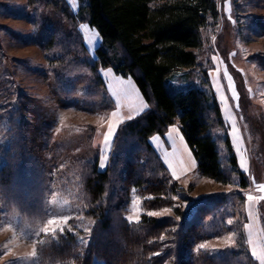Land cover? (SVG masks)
Returning <instances> with one entry per match:
<instances>
[{
	"label": "rangeland",
	"instance_id": "rangeland-1",
	"mask_svg": "<svg viewBox=\"0 0 264 264\" xmlns=\"http://www.w3.org/2000/svg\"><path fill=\"white\" fill-rule=\"evenodd\" d=\"M86 3L0 0V264H38L39 247L68 233L90 245L97 221L88 215L83 179L95 163L111 170L110 216L161 221L164 251L173 248L171 231L189 238L165 264L178 252L196 260L201 253L220 257L242 239L255 263L264 264V198L248 199L264 197V0H216L219 16L203 30L199 56L209 77L179 72L169 85L174 92L211 87L226 101V132L248 178L246 189L202 177L192 158L172 169V146H163L166 159L153 146L166 167L162 172L147 164L149 154L136 139L118 136L124 114L109 92L111 76L90 68L102 41L79 15ZM66 6L76 21L63 14ZM142 174L177 190L155 204L158 198L136 187ZM115 226L100 236L118 235ZM229 235L232 244L225 242ZM205 243L208 248L200 249Z\"/></svg>",
	"mask_w": 264,
	"mask_h": 264
},
{
	"label": "trees",
	"instance_id": "trees-1",
	"mask_svg": "<svg viewBox=\"0 0 264 264\" xmlns=\"http://www.w3.org/2000/svg\"><path fill=\"white\" fill-rule=\"evenodd\" d=\"M63 14L73 21L79 18L67 6ZM83 14L102 40L96 50L97 60L90 67L92 71L110 68L119 76L132 78L150 106L143 114L124 122L118 136L136 139L149 154L147 164L165 172L166 167L150 139L155 135L164 136L170 127L178 125L202 177L246 189L248 178L239 167L226 132L221 104L213 89L193 87L174 92L169 86L179 72L199 70L206 79L209 77L208 71L201 69L199 56L204 46L203 30L219 16L216 0H87L79 13L81 17ZM133 164L128 163V168ZM88 170L83 179L90 198L88 215L97 221L92 242L85 246L79 237L69 233L49 240L39 247L38 264H92L94 260L104 264H165L175 249L181 250L189 238L173 231L169 236L166 234L173 238V248L161 249L164 240L158 235L163 223L159 220L144 216L139 223H134L110 216L106 203L111 170L101 171L97 163ZM135 184L143 196L158 198L155 204L163 201L160 197L177 190V186L168 188L165 182L159 183L144 174ZM203 209L200 207L199 212ZM116 224L118 235L100 236L111 232ZM190 226L188 235L196 227ZM242 240L234 250L220 257L201 253L196 260L193 255L189 259L185 253L178 252L170 264H223V261L240 264L241 259L246 264H256ZM160 251L163 255L157 253Z\"/></svg>",
	"mask_w": 264,
	"mask_h": 264
},
{
	"label": "crops",
	"instance_id": "crops-1",
	"mask_svg": "<svg viewBox=\"0 0 264 264\" xmlns=\"http://www.w3.org/2000/svg\"><path fill=\"white\" fill-rule=\"evenodd\" d=\"M106 70H108L107 74L111 76L110 79L112 81L111 84L108 85L109 92L111 96H113V100L121 106L120 110L124 114V118L121 123L134 119L149 109V105L132 79L117 77L113 69ZM216 95L218 94L216 93ZM222 101L223 99L221 101L219 100L223 111ZM173 129L176 131H173ZM150 143L161 153L163 158L165 157L164 159H166V154L164 153L163 146H172L173 152L176 153V156H174L176 158V164L172 165V169L175 168V165H177V167H179L178 165L183 166V164H185L184 161L187 158L189 160L192 158L193 165H196L197 163L178 125L170 127L168 132L163 137L159 135L153 136L150 139ZM182 155H185L186 158H182Z\"/></svg>",
	"mask_w": 264,
	"mask_h": 264
},
{
	"label": "snow or ice",
	"instance_id": "snow-or-ice-1",
	"mask_svg": "<svg viewBox=\"0 0 264 264\" xmlns=\"http://www.w3.org/2000/svg\"><path fill=\"white\" fill-rule=\"evenodd\" d=\"M229 79H230V77H229ZM229 87L232 88L233 86H232V85H229ZM222 102H225V103H226V101H222ZM118 107H119V105H118ZM117 116H118V112L114 113V115H113V122H115ZM230 118H231V117H230ZM109 127H110L111 129L114 130V128H115V123H111V124L109 125ZM173 131H176V130L173 129ZM242 166H243V165H242ZM245 171H247L246 168H245ZM173 175L175 176L176 179H179V176L176 175V173H173ZM260 191H261L262 193H264V186H261ZM261 198H264V197H254V196H251V197H249L248 199H249V201L251 202V201H254V200H256V199H261ZM165 211H167V209H166ZM153 214H154V215H157V213H153ZM130 219L132 220V217H130ZM135 222L139 223V220L137 219ZM224 239H225V242L228 243V244H232V243H234V241H233L231 235H229L228 237H226V238H224ZM199 248H200V249H207V248H208V244H207V243H205V244H201V245L199 246Z\"/></svg>",
	"mask_w": 264,
	"mask_h": 264
},
{
	"label": "bare ground",
	"instance_id": "bare-ground-1",
	"mask_svg": "<svg viewBox=\"0 0 264 264\" xmlns=\"http://www.w3.org/2000/svg\"><path fill=\"white\" fill-rule=\"evenodd\" d=\"M116 92V91H115ZM122 93V92H121ZM120 94V93H119ZM124 94V93H123Z\"/></svg>",
	"mask_w": 264,
	"mask_h": 264
}]
</instances>
